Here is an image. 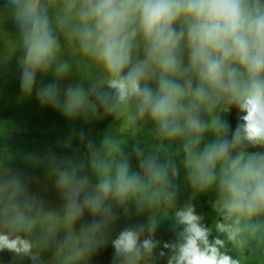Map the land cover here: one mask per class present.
<instances>
[{
  "label": "clouds",
  "instance_id": "obj_1",
  "mask_svg": "<svg viewBox=\"0 0 264 264\" xmlns=\"http://www.w3.org/2000/svg\"><path fill=\"white\" fill-rule=\"evenodd\" d=\"M10 3L23 34L21 88L31 93L37 72L51 66L59 43L48 17L40 12V0ZM64 7L66 19L75 17L72 34L81 50L102 65L116 105L135 101L137 116L147 115L164 136L201 133L208 128L201 119L202 111L210 113L222 101L242 113L231 140L220 135L226 134L230 125L217 118L219 139L201 151H196L199 135L184 145L193 187L201 191L211 187L217 181L219 164L221 200L217 209L225 222H217L215 227L228 241L239 242L241 218L251 219L264 211V153L238 151L231 155L232 149L240 146L264 147V0H65ZM36 95L41 103H58L54 85L37 88ZM98 98L106 107L110 104L107 94H98ZM85 100L81 88H69L65 115H77ZM92 165L99 182L95 194L86 193L82 203L78 197L88 180L77 179L74 170L59 174V186L66 190L68 221L77 219L85 208L93 215L101 213L109 198L123 204L149 188L154 189L153 195L163 194L169 204L174 200L175 193L154 187L168 184V167L155 158L141 163L146 178L130 171L127 161L117 163L114 174L113 166L103 160L94 158ZM176 219L183 231L177 244L162 246L171 253L167 264H239L220 251L224 241L218 237L209 241L211 229L201 223L203 218L190 203L176 212ZM3 223L7 231L0 232V252L7 250L37 260L31 256V241L16 234L30 231L35 220L13 208L10 213L5 209ZM155 225L152 219L146 230L154 232ZM82 231L90 248L102 226L94 222ZM144 231V226L124 230L112 240L116 255L123 257L125 264L152 255L159 243L152 235L141 241ZM100 242H104L102 237ZM164 255V251L159 252L160 257Z\"/></svg>",
  "mask_w": 264,
  "mask_h": 264
},
{
  "label": "rangeland",
  "instance_id": "obj_2",
  "mask_svg": "<svg viewBox=\"0 0 264 264\" xmlns=\"http://www.w3.org/2000/svg\"><path fill=\"white\" fill-rule=\"evenodd\" d=\"M64 5L65 0H40V12L49 19L59 51L47 70L37 72L32 92L25 93L21 88L23 34L10 0H0V145L12 148L11 154H15L13 158L0 155V232L7 231L3 223L5 209L10 213L18 208L35 220V224L30 231L16 234L31 241V256L38 257L33 261L30 256L5 250L0 252V264H125L124 258L116 255L112 240L121 231L138 230L141 226L145 227L141 241L152 235L159 243L152 255L143 256L135 264H167L171 253L162 246L179 242L183 226L177 222L176 212L189 203L203 218L201 223L211 229L209 241L217 237L224 241L222 253L233 259L243 256L246 264H264V211L251 219L241 218L239 242L228 241L226 234L217 232L215 227L217 222H225L217 209V202L221 200L219 164L217 181L203 191L190 183L186 167L184 145L187 141L199 135L196 151H201L206 144L219 139L217 118L230 125L228 132L220 135H227L231 140L241 123L242 113L235 106V111H230L222 101L214 111H202L201 119L208 128L201 133L174 138L164 136L147 115L137 116L135 101L127 106L116 105L115 93L105 83L107 76L102 65L81 50L79 40L72 34L76 20L74 15L66 19ZM61 20H65L63 25ZM139 57H143V52ZM150 83L155 87V81ZM48 85L58 89L56 105L41 103L36 95L37 88ZM77 87L85 94V104L77 115L69 117L64 113L66 93L69 88ZM98 94L108 95L110 104L107 107ZM113 106L115 109L109 110ZM22 133H29L27 140L20 135ZM53 139L63 145L59 154L70 164L58 162V159L51 161L60 157L50 152ZM144 145L145 150L139 149ZM67 146L74 148L67 149ZM53 147H57L56 143ZM39 148L45 149L43 154H39ZM238 151L264 153V147L240 146L232 149L231 155L235 156ZM149 157L168 167V184L154 187L175 193L171 204L163 194L153 195L154 189L149 188L123 204L109 198L105 201V210L96 215L85 208L74 221L66 219V190L58 183L61 172L74 170L77 179L88 180L78 197V202L82 203L86 193L95 194L99 182V174L92 165L94 158L111 164L113 174L117 163L127 161L130 171L145 177L141 163ZM152 219L156 225L154 232L149 233L146 229ZM94 222L101 223L102 231L88 248L82 229ZM160 251L165 252L163 257L159 256Z\"/></svg>",
  "mask_w": 264,
  "mask_h": 264
},
{
  "label": "trees",
  "instance_id": "obj_3",
  "mask_svg": "<svg viewBox=\"0 0 264 264\" xmlns=\"http://www.w3.org/2000/svg\"><path fill=\"white\" fill-rule=\"evenodd\" d=\"M185 63H187V59H186V53H185ZM223 104V103H222ZM226 105V104H225ZM227 107H228V109L230 110V111H233L234 110V106H231V105H229L228 103H227ZM29 133H22V134H20L21 136L22 135H24V139L25 140H27V138H28V136H26V135H28ZM41 138L42 139H44V137L43 136H41ZM58 142H60V141H57L56 139H53L52 140V142H51V150H50V152L53 154V155H56V156H60V157H57L56 159H53V160H51V161H56L57 159L58 160H60V161H58V162H66V163H69V162H67L66 160H63L64 159V157L61 155V154H59V152L60 151H62V149H63V145L62 144H60V143H58ZM56 143V148L55 147H53V145ZM69 148H74L73 146H67V149H69ZM142 149V150H145L146 149V147H145V145L144 146H142V147H139V149ZM42 148H39V149H37L38 151H39V154H43V152H44V148L41 150ZM54 149H56V151L54 150ZM102 149V148H101ZM11 150H12V148H6V147H4V145H0V155L1 156H3V157H5V156H8V157H14L15 156V154L14 153H12L11 154ZM88 151H89V149H88ZM6 152H7V154H6ZM59 154V155H57V154ZM12 155V156H11ZM32 157V156H31ZM46 157H47V154H46ZM23 158H26V157H23ZM28 159H29V157H27ZM29 161V160H28ZM70 164V163H69ZM199 203H197L196 205H198ZM199 205H202V204H199Z\"/></svg>",
  "mask_w": 264,
  "mask_h": 264
},
{
  "label": "flooded vegetation",
  "instance_id": "obj_4",
  "mask_svg": "<svg viewBox=\"0 0 264 264\" xmlns=\"http://www.w3.org/2000/svg\"><path fill=\"white\" fill-rule=\"evenodd\" d=\"M234 260H238L239 261V264H246L247 263V261L245 260V257H243V256H239V257H237Z\"/></svg>",
  "mask_w": 264,
  "mask_h": 264
},
{
  "label": "crops",
  "instance_id": "obj_5",
  "mask_svg": "<svg viewBox=\"0 0 264 264\" xmlns=\"http://www.w3.org/2000/svg\"><path fill=\"white\" fill-rule=\"evenodd\" d=\"M225 109H227V108H225ZM235 110H233L232 112H234ZM228 111H226V113H227ZM221 115V114H220Z\"/></svg>",
  "mask_w": 264,
  "mask_h": 264
}]
</instances>
